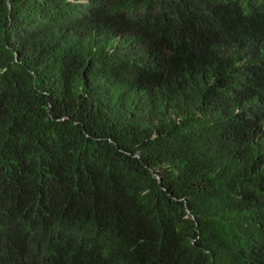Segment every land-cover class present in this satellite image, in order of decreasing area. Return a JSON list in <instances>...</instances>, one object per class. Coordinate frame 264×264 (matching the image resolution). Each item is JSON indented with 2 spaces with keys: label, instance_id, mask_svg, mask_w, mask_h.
I'll list each match as a JSON object with an SVG mask.
<instances>
[{
  "label": "trees",
  "instance_id": "obj_1",
  "mask_svg": "<svg viewBox=\"0 0 264 264\" xmlns=\"http://www.w3.org/2000/svg\"><path fill=\"white\" fill-rule=\"evenodd\" d=\"M0 264H264V0H0Z\"/></svg>",
  "mask_w": 264,
  "mask_h": 264
}]
</instances>
